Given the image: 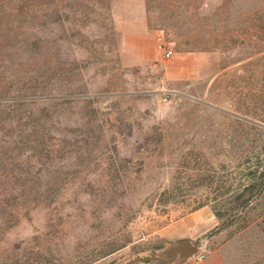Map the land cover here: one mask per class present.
<instances>
[{
    "label": "rangeland",
    "instance_id": "374dc122",
    "mask_svg": "<svg viewBox=\"0 0 264 264\" xmlns=\"http://www.w3.org/2000/svg\"><path fill=\"white\" fill-rule=\"evenodd\" d=\"M0 8L24 17L0 37V264H166L202 209L173 264H264V191L234 201L264 149V0Z\"/></svg>",
    "mask_w": 264,
    "mask_h": 264
},
{
    "label": "crops",
    "instance_id": "0c3cea01",
    "mask_svg": "<svg viewBox=\"0 0 264 264\" xmlns=\"http://www.w3.org/2000/svg\"><path fill=\"white\" fill-rule=\"evenodd\" d=\"M141 29V27H140ZM140 31H143L141 29ZM158 36V35H157ZM214 225L213 216L205 209L193 211L186 217L182 218L180 222L174 223L172 234H169V229L166 228L165 237L169 239H176L175 246L172 247L170 254H166L164 259L166 264L176 263V259H182L189 251H194L193 241L202 236L210 227ZM141 264H150L149 262Z\"/></svg>",
    "mask_w": 264,
    "mask_h": 264
},
{
    "label": "trees",
    "instance_id": "16d2710c",
    "mask_svg": "<svg viewBox=\"0 0 264 264\" xmlns=\"http://www.w3.org/2000/svg\"><path fill=\"white\" fill-rule=\"evenodd\" d=\"M4 0H0V3ZM25 5V4H24ZM23 9L3 11L0 8V37H5L16 34L13 29L12 21L17 22L18 15L22 13ZM10 19L12 21L10 22ZM17 28L20 29V24L24 21V17L18 18ZM246 183L242 186L241 191L235 196V206L239 208L246 207L252 199L264 191V149L253 156L251 165L249 166ZM162 246H155L153 250L161 249Z\"/></svg>",
    "mask_w": 264,
    "mask_h": 264
},
{
    "label": "built area",
    "instance_id": "2783aa9c",
    "mask_svg": "<svg viewBox=\"0 0 264 264\" xmlns=\"http://www.w3.org/2000/svg\"><path fill=\"white\" fill-rule=\"evenodd\" d=\"M158 49H161V53L163 54V56L165 58L170 57V55L172 54L171 50H169V49H163L160 46H158ZM203 247H204V244H203V242H201L200 245H199V248H203ZM199 250L200 251L198 253H196V256H195V260L196 261H201V259L204 256L203 253H202L203 251L201 249H199Z\"/></svg>",
    "mask_w": 264,
    "mask_h": 264
}]
</instances>
